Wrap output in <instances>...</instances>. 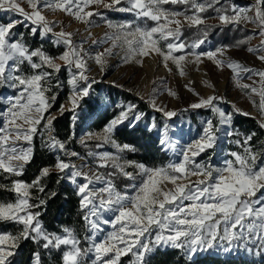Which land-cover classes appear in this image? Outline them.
<instances>
[{"label": "snow or ice", "instance_id": "1", "mask_svg": "<svg viewBox=\"0 0 264 264\" xmlns=\"http://www.w3.org/2000/svg\"><path fill=\"white\" fill-rule=\"evenodd\" d=\"M26 2L31 11L21 7L20 0H0V11L12 12L20 17L9 20L7 24H0V86L19 89L14 100L9 101L7 112L0 113L3 119L0 124V174L7 173L17 177L23 175L24 166L32 159L33 137L42 126L49 132L47 146L51 150H59L67 157L86 161L78 166L70 159L64 160L58 156L55 168L65 173L61 179H67L75 186L81 211L84 213L83 219L91 234L84 238L89 241L88 247L82 248L80 238L71 228H64L63 235L49 233L43 229L39 221L40 213L33 212L32 209L40 207L45 201L41 199L38 204H31L29 201L32 198V188L41 193L45 190L41 179L50 171L45 167L31 184L13 180L7 190L16 193V201L0 202V221L23 225L17 235L0 234V264H11L9 257L15 255L14 249L19 246V241L28 239L37 243L43 241L42 247L45 249L66 247L62 257L63 264H86L84 257H88L91 264H120L121 257L129 252L135 257L132 264H148L146 256L156 248L166 247L182 250L192 264H195L193 257L200 252L215 250L231 255L241 246L245 252L259 254L264 259V157L252 150L250 141L256 135L254 132L245 136L243 141H236L243 147V152L231 153L233 159L225 161L223 168H213L196 159L216 147L220 127L214 125L212 120L204 122L203 135L182 152L179 162L149 168L144 164L122 162L119 154L89 152L88 155L96 161L94 168L85 157L75 151L69 152L64 142L51 136L55 117L50 113L45 116L56 100L55 95H46L53 87V78L61 71L56 60L63 61L65 70L70 74L68 83L72 85L73 96L69 111L74 113L79 106V100L88 96L92 84L96 83L94 79L89 80L87 61L94 60L103 70L105 58L112 55V48L118 46H126L125 62L134 56L143 57L155 53L162 57L165 67L167 62L172 60L181 76L185 74L182 62L186 61L188 56L193 57L191 63L199 64L201 58L206 57L220 70L227 67L233 73L235 84L241 89L249 90L245 95H259V109L264 116V70L225 58V52L231 46L214 51H196L206 42L210 30L208 26L200 28L206 24V17L201 14L211 10L216 13L221 25L239 28L242 24H253L258 31L236 41V46L250 45L254 36L260 37V44L255 47L248 46L246 51L255 54L257 59L264 62V0H254L248 7L237 6L228 0L223 3L221 0H125L126 7H117L121 5V0ZM168 4L185 7L183 10L165 8L164 5ZM92 5H102L112 11L129 12L137 19L147 18L155 22V26L133 27L131 23L113 25L109 22L108 27L116 29L115 33H106L103 38L92 40V45L100 46L111 41L112 47L93 54L84 47L88 40L74 41L73 36L76 33L66 31V26L61 27L59 32L54 31L59 26L58 23L48 20L43 14L45 10L62 11L87 25L86 30L90 32L95 23L94 18L106 19L102 12L86 11ZM183 23L195 27L201 35L191 42L181 40L184 35ZM18 24L31 25L29 31L33 36L37 35L38 31L41 38L51 34L55 38L53 43L63 44L66 51L59 57H51L42 47L30 49L23 41V34L13 32ZM17 35L19 38L14 39ZM161 40L167 41L164 48L159 46ZM175 53L181 54L177 56ZM34 57L38 60H34ZM25 63L30 66L31 73L23 72L22 65ZM253 77H259V81ZM245 78L251 80L252 84L241 83ZM79 81H83V86L78 85ZM257 83L259 88L254 86ZM55 86H60L58 81ZM185 87L193 94L199 95L194 89ZM165 90L169 95L176 96L171 89ZM157 94L154 89L149 97L150 106L167 118L174 117L177 114L175 111H167L164 107L157 106ZM217 100L223 98H202L190 107H209L218 115L220 125L230 127L232 116L216 107ZM252 103L255 107L256 102ZM132 108L130 105L128 111H132ZM233 109L236 113L249 115L235 106ZM64 110L61 105V114ZM126 118L127 112H123L120 117L112 120L103 130V143L97 144L96 147L111 143L117 153L134 151L130 145H120L112 139L115 127ZM72 119L75 122L76 116L73 115ZM152 126L155 127V124ZM260 127L264 128V122H261ZM233 134L239 135L228 132V135ZM93 135L89 133V138ZM19 141H24L28 146L24 147ZM166 143V140H161V144ZM128 167L139 169V175L142 177L139 183L135 182L136 176L126 170ZM98 168H112L113 171L101 173L97 171ZM117 176L133 181L126 187L133 189L134 195L130 196L118 189L114 179ZM192 176L203 179L193 182ZM165 184H171L172 188L161 187ZM106 212H113L115 215L111 220L104 219L103 214ZM102 224H110L113 231L98 240V234L103 231ZM34 255L35 264H40V254Z\"/></svg>", "mask_w": 264, "mask_h": 264}, {"label": "rangeland", "instance_id": "2", "mask_svg": "<svg viewBox=\"0 0 264 264\" xmlns=\"http://www.w3.org/2000/svg\"><path fill=\"white\" fill-rule=\"evenodd\" d=\"M228 1L229 3H234L235 5L240 7H248L254 3V0H228ZM20 3H21V7H23L26 11H31L26 0H20ZM119 6L126 7L127 4L125 0H121V5H117V7ZM174 6L177 5H173V7ZM102 10H106L111 14L118 12V11H112L106 9L102 5L101 6L92 5L90 8L86 9V11H99V12H101ZM46 11L47 14L52 18L54 16H57L56 19L55 18L48 19L50 21L57 22L59 25L54 29V31L59 32L61 27L66 26L65 28L66 31L76 33V35L73 36L74 41L88 40V43L85 44L84 47L93 54L103 52L105 48L112 47L111 41H109L106 44H102L100 46L92 45V40L101 39L105 36L106 33L110 35L115 33L116 29L109 28L108 23L110 22L113 25H118V24L109 21L108 18L106 17L107 15L104 14V16L106 17L105 20H101L97 18L98 20H100L99 23L94 24L89 32L88 30H86L88 27L87 25L75 20L70 15H66L62 11H56V12H52L50 10H46ZM119 13L121 15L130 14L133 17H135L132 13L129 12H119ZM11 19H20V17L12 12L0 11V24H7V22ZM144 19L151 21L147 18ZM180 19L183 22V18L181 17ZM21 25H23L24 27L26 26L31 27V25H26V24H21ZM205 25L218 26L220 29L227 27L221 25L219 19L216 18V15L213 18L206 19ZM187 26L190 27L187 23H183V28ZM240 27L242 31H244L245 33L247 32L249 35L258 31L255 28V26L250 23L242 24ZM89 36L91 37L90 39ZM41 39L48 40L53 43L55 38L51 34H49L48 36ZM166 43L167 41L161 40L159 42V46L164 48ZM53 44L55 46H61L64 49V51H66V48L63 44H59V45L55 43ZM259 44H260V37L254 36L250 41V45H245V48L242 49L228 48L227 51L225 52V58H231L234 61H239L242 64L257 70H264V62L257 59L255 54H252L255 58H253V60H251L249 64H245L237 58L242 54H251L246 51V48L248 46L255 47L258 46ZM217 48H221V47L214 46L211 40L207 39L206 42L201 46V48L197 49L196 51L207 52V51H214ZM126 52H127L126 46L125 47L118 46L112 48V55L107 56L105 58L106 63L104 64L103 70H101V66L95 63L94 60L89 59L87 61V66L89 69L87 75L89 77V80L94 79L96 83L92 84L91 89L89 90V95L79 100V106L75 109L74 113L72 111H69V109H71L72 107L70 100L73 96L72 85L68 83L69 79L71 78L70 74L68 71L65 70L64 62L60 60H56V63L60 65L61 70H64L67 73V78H68L67 85L69 88V94L67 97V101L63 104L65 109L64 112H68L71 113L72 115H75L76 116L75 121H77L78 116L81 113L80 106H82V103L85 100H92V99L95 100L100 105L101 110L111 104L113 105L115 104L116 107H118L119 109L115 119L120 117L121 113L127 112V118L124 119L122 123L117 124L115 129L120 128V126L124 123H127L129 128H131L139 123L142 124L143 112L138 111L135 105L123 103V101L120 99V95H128L130 97L138 99L139 102H141V104L144 105L151 114V116L148 119L149 122L147 121L144 122L142 126L147 131H151L154 134V136L158 139L160 148L169 157V162L167 163V165L172 162H179L182 159V155H181L182 152L185 151L190 145L194 144V142H196L200 138V136L203 135V128L205 126L204 122L207 120H212L214 125L220 127V131L217 133L218 140L216 147L214 149L207 150L206 152L202 153L200 156L196 157V159L197 161L210 165L213 168H223L225 166V161L233 159V157L230 154L233 152L242 153L243 147H241V145L235 142V144H233L232 147H234L236 150L229 151L227 147L229 146V143L233 141L231 140L232 135H228L230 128L228 126L220 125L218 115L214 114L211 108L201 107L199 109H193L190 107L191 104L198 103L202 98L207 99L210 96L222 97L223 100L215 101L216 107L219 108L221 111L231 114L232 117L234 116L251 117L257 122L259 127L261 122H264V116L261 115V111L259 109V104H260L259 95L254 93L251 96L245 95V92L249 90L241 89L235 84V82L233 81V73L227 67H225L223 70H220L217 68V66L212 60H209L206 57H202L201 62L199 64L191 63L190 61L193 59V57L188 56L187 60L182 62L183 71L185 74L181 76L177 66L173 63L172 60H169L167 62V67H165L164 63L162 62V57L159 56L158 54L153 53L143 57L134 56L128 62H125L124 56L126 55ZM180 54L181 53H175V55L177 56ZM33 59L38 60V58L35 57ZM152 63H154L157 70L158 69L159 71L165 70L168 75L151 77L150 74L151 69L149 68V64L151 66ZM169 69H171V71H169ZM253 79L259 81V77H253ZM162 81L166 83H162ZM241 83H247L251 85L252 81L245 78L244 80L241 81ZM78 85L83 86V81H79ZM207 85H211V86H207ZM185 86L194 89L196 93H199V95L193 94V92L187 90ZM254 86L257 88L260 87L259 83H257ZM0 89L3 90L0 100L4 106L0 111V113H4L7 112L10 106L9 101L14 100L15 96L19 92V89L10 88L7 86H0ZM154 89H156L158 92L156 96L157 106L164 107L165 110L167 111H175L177 114L174 117L167 118L161 112L155 111L150 106L149 97L152 95ZM165 89H171L173 92L176 93V96L173 97L169 95ZM252 101L256 102L255 107L253 106ZM130 105L133 106L132 111H128ZM233 106H235V108L240 109L242 112L249 113V115H242L236 113L233 109ZM60 114L61 112L59 109L57 112L52 113L51 115L53 117H56L57 115L59 116ZM45 116H48V112L45 113ZM137 116H139L140 118L136 119ZM157 119L159 121H157ZM0 120L3 123L2 117H0ZM153 124H155V127L152 126ZM261 130L264 133V128H261ZM42 131H46L45 142L47 143L49 139V132L43 127H42ZM83 131L84 128L81 129L80 132H77L78 135H75L77 142L82 143V141L83 142L95 141V142L103 143L102 140L104 134L103 131L100 134H94L91 138H89V133L87 134L84 133ZM51 136H52V132H51ZM162 139L166 140L167 143L161 144ZM18 143H20L24 147L28 146L27 144L24 143V141H19ZM96 149H97L96 151L94 150L90 152L119 154L117 153V149L111 143H104L103 147L100 148L96 147ZM51 151H53L54 155L60 156L61 159L64 160L70 159L78 166L81 163L84 164L86 162L85 160H82L77 157H67L63 152H60L59 150H55V151L51 150ZM262 157H264V155H262ZM86 160L91 164L92 167L95 168L96 161L92 156H89V158H86ZM258 163H260L259 158H258ZM101 169H105V168H98L97 171L101 172ZM111 169L112 168H107L106 170L109 171ZM57 171L60 172L59 170ZM62 174L63 176L65 175V173ZM133 175L136 176L135 182L139 183L142 177L139 175L138 168L133 169ZM198 179H203V177H197V176L191 177V180L193 182ZM127 181H128V185L133 183V181H130L128 179ZM64 182L76 190L75 186L72 185L67 179H64ZM99 186L100 185H97V187ZM161 187H164L165 189H169L172 188V185L165 184V185H161ZM123 192H126L130 196L135 194L133 189H129L127 187L123 190ZM114 215L115 214L113 212H106L103 214V218L111 220ZM85 227L87 230L86 236L90 235L91 233L88 231L86 224ZM101 227L103 231L98 234L97 236L98 240L103 239L105 235L113 231L110 224H102ZM84 243H85L84 245L81 244V247L82 248L88 247L89 241L84 239ZM62 248H64L65 251L67 250L66 247L64 246H62ZM156 249L167 250L174 248L166 247V248H156ZM178 250L185 257V259H187L184 252L180 249ZM245 255L254 256L255 258L261 256L255 253H247L243 250L241 246L239 250L233 251L231 255H226L222 251L217 252L215 250H210L207 252L198 253L195 257H193V259H195L198 256H213V257L227 258L231 256L242 257ZM125 258L128 259L127 264H132V262L135 259V257L132 255L131 252H129L127 255H123L121 257V260ZM83 259L86 261V264H91V260H89L88 257H84ZM33 264H35V258L33 259Z\"/></svg>", "mask_w": 264, "mask_h": 264}, {"label": "trees", "instance_id": "3", "mask_svg": "<svg viewBox=\"0 0 264 264\" xmlns=\"http://www.w3.org/2000/svg\"><path fill=\"white\" fill-rule=\"evenodd\" d=\"M223 3L224 0H221ZM229 2V1H228ZM165 8H175L183 10L184 5L174 6L171 4L164 5ZM107 15L109 21L115 22L118 25L131 23L133 27L139 25L141 27L155 26V23L144 20L136 19L130 14L121 15L119 12L113 14L106 10L101 11ZM206 19L213 18L216 14L209 10L206 13H202ZM96 21L94 24H98L100 20L94 18ZM209 27L207 39L211 40L216 47L228 48H245V45L236 46V41L244 39L249 34L242 31L241 27L234 28L228 25L226 28L220 29L218 26L201 25L200 28L204 29ZM30 27H24L18 24L13 32L17 34H23V41L30 49L41 48L51 57H59L64 49L61 46H55L48 40L40 38L39 33L33 36L29 31ZM184 35L181 40L191 42L201 33L197 32L195 27L182 28ZM19 35L14 39H18ZM22 70L25 74L31 73V68L27 63L22 65ZM48 71H52L48 69ZM67 73L61 70L52 80L53 87L50 92L46 93L48 97L52 95L56 96L55 102L48 110L49 113H55L67 101L69 94V88L67 85ZM59 82L60 86L56 87L55 84ZM3 90L0 89V98ZM120 99L125 104L135 105L138 111L143 112L142 124L149 122L148 119L151 116L148 109L139 102L138 99L130 97L128 95H120ZM3 104L0 100V111L3 108ZM80 115L77 121L73 122L72 114L63 112L53 120L52 136L57 140L64 142L67 150L75 151L80 156L89 158L88 153L90 151H96L97 144L99 142H77L75 135L84 128V133L100 134L104 128L116 118L118 113V107L111 104L104 109H100V105L95 100H85L80 106ZM157 121H159L157 119ZM155 121V122H157ZM0 124H2L0 120ZM142 124H137L129 128L127 123H124L120 128H116L112 133V139L120 145L128 144L134 151H127L119 153L123 161H130L136 164H144L149 168L164 167L169 162V157L162 151L159 146L158 139L151 131H147ZM230 131L239 133V135L233 134L231 137V143L227 149L229 151H235L233 146L235 142L243 140L245 136L250 133L256 135L250 141V145L254 152L264 155V133L258 126L257 122L251 117L234 116L231 119ZM77 133V134H76ZM83 136V135H82ZM46 131H42V126L38 129V134L33 137V155L30 163L24 166L23 175L12 176L7 173L0 174V185L7 186L0 187V202H15L16 193L8 191L7 188L11 187L13 180H21L31 184L38 176H40L41 169L47 167L50 169L49 174L41 179V184L44 186V192H39L36 188H32L31 204H38L41 199L45 201L43 205L38 208L32 209L33 212H39V221L43 229L49 233H55L58 235L63 234L64 228H71L81 240V244L84 243V238L87 234L85 222L83 219L84 213L81 211L80 198L76 194V190L61 179L62 172H58L55 168L57 157L53 151L47 146ZM259 148V149H258ZM60 157V156H59ZM134 167H128L126 170L133 173ZM113 171V169L109 170ZM2 172V170H0ZM101 172H108L106 169H101ZM7 177V178H6ZM118 189L123 190L128 185L127 179L123 176L114 177ZM53 193L55 195H53ZM23 229L22 224H18L11 221H0V234H12L17 235ZM43 241L37 243L31 239L20 240L19 246L14 249L15 255L9 257L11 264H33L35 253L40 254V264H63L64 248L60 249H45L42 247ZM148 264H192L191 261L185 259L178 249L159 250L156 249L152 254L146 256ZM195 264H264L262 257L255 258L254 256H231V257H213V256H198L195 259ZM128 259H122L120 264H127Z\"/></svg>", "mask_w": 264, "mask_h": 264}, {"label": "bare ground", "instance_id": "4", "mask_svg": "<svg viewBox=\"0 0 264 264\" xmlns=\"http://www.w3.org/2000/svg\"><path fill=\"white\" fill-rule=\"evenodd\" d=\"M44 14L46 15V17H47V19H56V17L57 16H54L53 18L51 17V16H49L48 14H47V11L45 10L44 11ZM50 14V13H49ZM239 60H241L243 63H245V64H249L250 63V61L251 60H253V58H255L253 55H252V53L251 54H242V55H240L239 57H237ZM149 68L151 69V71H150V74H151V77H154V76H166V75H168L167 74V72L165 71V70H161V71H159V69L157 70V68H156V66L154 65V63H152L151 64V66H150V64H149ZM149 70V69H148ZM81 164H83V163H81ZM80 164V165H81ZM86 171H87V169H85Z\"/></svg>", "mask_w": 264, "mask_h": 264}, {"label": "water", "instance_id": "5", "mask_svg": "<svg viewBox=\"0 0 264 264\" xmlns=\"http://www.w3.org/2000/svg\"><path fill=\"white\" fill-rule=\"evenodd\" d=\"M57 116H58V115H57ZM57 116H56V117H57ZM56 117H55V118H56Z\"/></svg>", "mask_w": 264, "mask_h": 264}]
</instances>
